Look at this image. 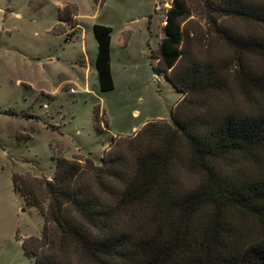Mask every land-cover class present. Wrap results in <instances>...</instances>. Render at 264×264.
Listing matches in <instances>:
<instances>
[{
    "label": "rangeland",
    "instance_id": "rangeland-1",
    "mask_svg": "<svg viewBox=\"0 0 264 264\" xmlns=\"http://www.w3.org/2000/svg\"><path fill=\"white\" fill-rule=\"evenodd\" d=\"M189 16L182 20V58L174 71L192 61L220 69V89L180 95L158 71V44L172 0H0V264H34L22 243L41 234L43 218L14 189L32 190L51 180L55 159H91L100 165L105 153L120 154L131 169L138 149L155 148L159 139L145 130L166 131L172 108L181 102L179 118L211 119L227 113H249L264 104L257 91H246L236 76L239 51L208 26L201 0H184ZM240 33L261 32L247 21L226 20ZM111 28L110 67L113 89H98L94 70L97 51L91 28ZM245 63L264 71V59L243 54ZM74 92H71V90ZM96 111V114H95ZM171 164L180 189L197 186L202 173L189 165L177 140ZM83 164V163H82ZM217 170L232 179L251 180L264 164L233 155ZM208 210H200L188 226L202 230ZM241 229L242 242L256 236L260 220L235 209L227 211ZM150 220L143 209L123 220L128 232L146 233ZM192 232V233H193ZM69 254V255H68ZM73 264H94L69 252Z\"/></svg>",
    "mask_w": 264,
    "mask_h": 264
},
{
    "label": "trees",
    "instance_id": "trees-1",
    "mask_svg": "<svg viewBox=\"0 0 264 264\" xmlns=\"http://www.w3.org/2000/svg\"><path fill=\"white\" fill-rule=\"evenodd\" d=\"M201 2L210 29L239 51L236 76L241 86L264 97V71H255L242 58L250 54L264 59V0ZM188 16L185 1L172 0L155 57L158 71L183 95L181 102L185 96L220 89L222 83L220 69L211 64L192 61L174 71L182 58L181 22ZM230 19L247 21L261 32L234 31L224 23ZM91 32L97 46L93 62L97 86L108 92L113 89L112 31L94 24ZM181 102L172 108L166 131L155 130L154 123L145 125L160 145L138 149L129 170L120 154L105 153L99 166L91 159H55L53 177L40 186L41 198L32 190L19 191L13 182L43 218L40 236L22 243L34 264H73L69 252L94 264H264V173L237 180L216 168L233 155L264 164V104L249 113L182 120ZM177 140L188 151L189 165L201 170L202 179L193 188L180 189L172 180ZM140 208L150 220V230L126 231L125 216ZM203 209L208 210V219L194 233L188 224ZM230 209L260 220L254 238L242 242L241 229L227 217Z\"/></svg>",
    "mask_w": 264,
    "mask_h": 264
},
{
    "label": "built area",
    "instance_id": "built-area-1",
    "mask_svg": "<svg viewBox=\"0 0 264 264\" xmlns=\"http://www.w3.org/2000/svg\"><path fill=\"white\" fill-rule=\"evenodd\" d=\"M164 24H165V22H164ZM71 92H74V90L72 89Z\"/></svg>",
    "mask_w": 264,
    "mask_h": 264
},
{
    "label": "crops",
    "instance_id": "crops-1",
    "mask_svg": "<svg viewBox=\"0 0 264 264\" xmlns=\"http://www.w3.org/2000/svg\"><path fill=\"white\" fill-rule=\"evenodd\" d=\"M96 43V42H95Z\"/></svg>",
    "mask_w": 264,
    "mask_h": 264
}]
</instances>
